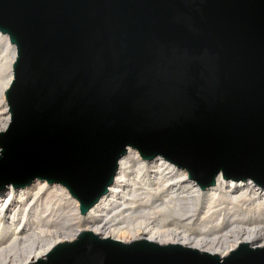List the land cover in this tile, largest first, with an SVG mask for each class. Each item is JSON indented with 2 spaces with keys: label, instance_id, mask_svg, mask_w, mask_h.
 Returning <instances> with one entry per match:
<instances>
[{
  "label": "water",
  "instance_id": "obj_1",
  "mask_svg": "<svg viewBox=\"0 0 264 264\" xmlns=\"http://www.w3.org/2000/svg\"><path fill=\"white\" fill-rule=\"evenodd\" d=\"M0 31L17 51L0 189L59 183L84 216L127 146L201 191L219 173L264 187V0H0ZM27 264H264V246L220 260L82 231Z\"/></svg>",
  "mask_w": 264,
  "mask_h": 264
},
{
  "label": "bare ground",
  "instance_id": "obj_2",
  "mask_svg": "<svg viewBox=\"0 0 264 264\" xmlns=\"http://www.w3.org/2000/svg\"><path fill=\"white\" fill-rule=\"evenodd\" d=\"M16 53L8 34L0 31L1 131L11 116L4 90L13 79ZM116 165L108 191L84 216L79 201L59 183L34 177L22 187L5 184L0 189V264L44 258L53 245L74 241L82 231L122 243L180 244L220 260L242 243L264 246V187L250 178L234 182L219 173L214 185L201 191L187 170L159 154L146 163L131 146Z\"/></svg>",
  "mask_w": 264,
  "mask_h": 264
},
{
  "label": "rangeland",
  "instance_id": "obj_3",
  "mask_svg": "<svg viewBox=\"0 0 264 264\" xmlns=\"http://www.w3.org/2000/svg\"><path fill=\"white\" fill-rule=\"evenodd\" d=\"M5 184H6V183H5ZM48 186H50V185H48ZM5 189H6V188H5ZM5 189H4V190H5ZM200 209H201V208H200ZM211 218H212V217H211ZM211 218H210V219H211ZM169 227H171V226H168L167 228H169ZM191 231H192V232H195V228L192 227ZM19 245H21V244H19ZM21 246H22V245H21ZM18 247H20V246H18Z\"/></svg>",
  "mask_w": 264,
  "mask_h": 264
}]
</instances>
